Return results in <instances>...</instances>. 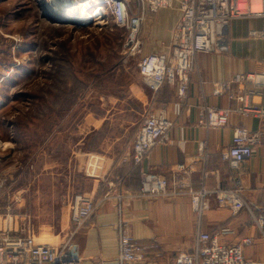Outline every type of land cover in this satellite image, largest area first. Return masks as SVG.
<instances>
[{"label": "crops", "instance_id": "obj_1", "mask_svg": "<svg viewBox=\"0 0 264 264\" xmlns=\"http://www.w3.org/2000/svg\"><path fill=\"white\" fill-rule=\"evenodd\" d=\"M179 17L177 5L147 16L140 30L144 54L169 53L172 31ZM227 41L225 53L197 56L184 103L178 104L173 85L164 83L153 92L144 83V87L136 88L133 101L124 100L122 108L106 112L100 120L92 117L88 121L84 138L76 146H69L68 156L71 161L75 155L78 158L74 148L86 144L82 181L89 185V194L98 202L93 215L79 231L71 234V190L75 189L69 183L64 201L62 197L63 164L59 145L33 159L26 171L29 177L21 186L8 179L5 190L0 192V218H20L15 231L23 235L30 229L40 244L57 245L54 243L57 240L63 242L70 237L69 247L78 253L81 264H121L118 259L121 230H126L143 248L145 261L141 264H168L180 253H191L201 233L216 236L221 243L229 245L253 237L255 243L244 248V256L255 264H264V241L254 221V217L264 215V121L236 112L238 103L227 95L215 96L211 86L214 82H226L236 75L260 70L264 63V18L231 21ZM248 90L247 85L239 83L230 86L234 94ZM249 102L262 105L264 97L251 95ZM131 106L138 107V119ZM203 106L230 110L228 124L217 128L199 124ZM147 114H163L173 122V127L167 140L153 147L149 159L136 166L130 158L132 144ZM238 127L259 131L262 136L251 157L238 170H233L221 155L231 146L234 129ZM91 136H100L96 149L88 146ZM8 145L0 132V173H3L1 166L14 159V149L10 151ZM201 145L203 151H200ZM35 164H39L38 169ZM178 165L190 166L191 170L177 173ZM144 172L162 175L170 193H176L158 198L140 196ZM238 180L248 208L235 215L229 208L218 206L211 197L209 209L200 217L195 213L189 191L202 186L208 190L234 188ZM107 184L114 187L110 189ZM17 191L20 195L14 194ZM118 192L121 199L115 195ZM8 224L5 221L0 230Z\"/></svg>", "mask_w": 264, "mask_h": 264}, {"label": "built area", "instance_id": "obj_2", "mask_svg": "<svg viewBox=\"0 0 264 264\" xmlns=\"http://www.w3.org/2000/svg\"><path fill=\"white\" fill-rule=\"evenodd\" d=\"M74 1L78 6H84L91 12L90 21L101 24L110 19L117 28L124 30L126 36L123 54L125 57H139L138 71L145 85L153 92H157L164 83L173 85L177 91L179 105L188 97L190 78L197 56L227 51V29L231 21L264 18V0ZM176 5L180 17L172 31L169 53L144 54L140 30L147 16L163 9L174 8ZM253 36H256V33H253ZM234 83L247 85L250 91L234 94L230 91V86ZM211 86L215 96L227 95L238 103L236 112L264 121V104L256 105L249 102L251 95L264 97V63L258 72L239 74L229 81L214 82ZM230 112L203 106L199 112V124L209 128L225 127ZM172 127L173 122L163 114H147L134 137L130 155L133 163L139 166L147 161L153 147L167 140ZM261 136L262 133L259 131L235 128L232 144L222 153V160L227 162L231 169L238 170L261 143ZM203 149L204 146L201 145L200 151ZM190 170L191 167L187 165L177 166V173H187ZM7 182L6 176L0 173V192L5 190ZM141 183L140 196L158 198L176 193L175 191L170 193L166 178L157 173H142ZM107 187L112 189L114 185L107 184ZM188 194L191 206L199 217L209 209L211 197L218 206L229 208L235 215L248 208L242 195L240 180L236 182L234 188L208 190L202 186L200 189L189 191ZM115 195L118 199L122 198L120 192ZM97 204L94 196L89 193L74 196L70 205L72 235L93 215ZM254 221L264 241V215L254 217ZM69 240L70 237H67L57 245L40 244L30 229L20 235L8 225L0 230V264H81L78 253L69 247ZM254 243L253 237H247L229 245L221 243L216 236L201 233L197 236L191 253H180L168 264H255L244 256V248ZM118 259L121 264H141L145 261L143 248L126 230L119 232Z\"/></svg>", "mask_w": 264, "mask_h": 264}, {"label": "rangeland", "instance_id": "obj_3", "mask_svg": "<svg viewBox=\"0 0 264 264\" xmlns=\"http://www.w3.org/2000/svg\"><path fill=\"white\" fill-rule=\"evenodd\" d=\"M41 9L39 0H0V132L15 154L1 170L19 187L28 179L33 159L59 145L64 201L68 183L75 189L71 199L89 193L82 181L86 144L74 148L78 158L72 161L69 146L84 138L92 117L100 120L122 108L124 100L133 101L136 88L145 85L139 57L124 56L126 35L112 20L55 23ZM131 108L138 119V107ZM99 138L91 136L89 148L96 149ZM9 167L12 172L5 173ZM20 220L0 218V228L8 221L15 230Z\"/></svg>", "mask_w": 264, "mask_h": 264}, {"label": "bare ground", "instance_id": "obj_4", "mask_svg": "<svg viewBox=\"0 0 264 264\" xmlns=\"http://www.w3.org/2000/svg\"><path fill=\"white\" fill-rule=\"evenodd\" d=\"M42 11L48 17L62 22L88 23L92 14L84 6H78L74 0H39ZM41 6V5H40Z\"/></svg>", "mask_w": 264, "mask_h": 264}, {"label": "water", "instance_id": "obj_5", "mask_svg": "<svg viewBox=\"0 0 264 264\" xmlns=\"http://www.w3.org/2000/svg\"><path fill=\"white\" fill-rule=\"evenodd\" d=\"M44 16H45L48 20H50L51 22L59 23V21H57L56 19H53V18H51V17H48L46 14H44Z\"/></svg>", "mask_w": 264, "mask_h": 264}]
</instances>
